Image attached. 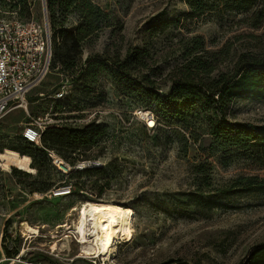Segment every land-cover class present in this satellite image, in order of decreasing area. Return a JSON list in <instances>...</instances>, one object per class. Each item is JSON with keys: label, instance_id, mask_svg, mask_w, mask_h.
I'll list each match as a JSON object with an SVG mask.
<instances>
[{"label": "rangeland", "instance_id": "rangeland-1", "mask_svg": "<svg viewBox=\"0 0 264 264\" xmlns=\"http://www.w3.org/2000/svg\"><path fill=\"white\" fill-rule=\"evenodd\" d=\"M94 1L103 9L102 27L85 40L82 64L86 69L89 61L104 63L95 92H83L79 72L70 75L53 64L29 93L28 110L17 109L0 121L2 151L31 146L35 157H25L30 165L34 162V173L15 172L17 167L0 163V232L4 230L0 264H164L170 260L173 264H247L264 243V196L215 199V187L242 173L246 164L235 161L228 168L218 164L222 152L215 150L201 110L185 122H157L159 109L146 102V87L139 77L153 82L163 95L189 59L200 56L215 64V51L223 48L227 52L220 54L219 69L232 70L242 53L255 51V40L249 35L264 34V28L256 31L235 21L221 26L185 18L189 7L182 0ZM261 1L259 8L264 7ZM43 7V0H32L30 14L23 18L12 0H0V17L40 20ZM244 16L233 14L229 19ZM174 18H180L179 23L153 29L159 21ZM79 22V15L72 13L66 26ZM195 37L201 38V48L187 55L185 46ZM136 49L146 50L139 62L145 66H133L126 76L116 64ZM61 92L64 95L58 96ZM140 112L155 119L154 127ZM228 116L234 122L263 126L264 99L239 97ZM46 119L69 130L93 122L102 129L92 144L75 152L63 150L66 157L55 152L74 168L70 173L56 167L49 149L22 139L29 123L45 125ZM192 128L197 132L194 136ZM38 149H44L46 157ZM86 161L99 162L100 167L75 168ZM60 190L69 192L59 194ZM215 201L218 205L210 203ZM86 202L115 204L130 211L131 237H118L108 258L96 256L93 243L75 239L74 223ZM24 221L38 228L40 235L25 233ZM66 237L70 242L57 250L55 243Z\"/></svg>", "mask_w": 264, "mask_h": 264}, {"label": "trees", "instance_id": "trees-1", "mask_svg": "<svg viewBox=\"0 0 264 264\" xmlns=\"http://www.w3.org/2000/svg\"><path fill=\"white\" fill-rule=\"evenodd\" d=\"M12 1L16 7L20 8L21 17L29 16L32 0ZM182 1L189 7V12L185 15L188 19L200 18L206 21H216L221 26L235 21V24L245 25L256 31L264 28V7L259 8L261 0ZM43 2L47 8V17L52 32V66L57 64L62 72L70 75L79 72L83 92L92 94L96 90L100 69L104 63L89 61L86 63L87 68H83V44L86 39L101 29L102 7L94 0H43ZM72 13L79 15L80 22L76 26L67 27L68 17ZM233 14L245 16L230 20L229 17ZM179 21L180 18L159 21L153 29L162 30ZM249 36L255 40L253 46L255 51L242 53L232 70L219 69L222 61L220 54L227 52V49L223 48L215 51V64L212 60L200 56L189 59L186 64L178 68L173 76L170 90L163 95L157 92V87L153 82L139 77L146 87L144 90L147 97L146 102L155 104L159 109L161 116L156 118L157 122L164 123L167 120L185 122L192 113L201 110L206 115L207 134L212 138L213 144L215 143V150L222 152L217 160L218 164L223 168L230 167L235 161H243L246 164L242 173L215 187V199L217 200H230L247 195L264 196V125L238 123L228 116L231 104L239 97L264 99V34H250ZM200 40V37H195L189 46H185L187 55L201 48ZM145 52V49H136L133 53L128 52L125 59L116 64V67L128 76L133 66H145L139 63L141 62L140 56ZM130 58H133L132 63L129 62ZM101 133L102 129L94 122L80 130L48 127L42 134V146L44 149L53 150L66 157L63 150L78 151L92 144ZM196 133V129L192 128L191 135L194 136ZM22 139L25 140L23 137ZM10 149L19 152L24 158L26 156H30L31 159L35 158L31 146H18ZM44 149H38V152L46 157ZM208 151L207 157H211V151ZM31 166L35 168L34 162ZM13 171L24 173L17 168ZM210 203L218 205L217 201ZM173 263L174 261L170 260L164 264ZM247 264H264V243L251 254Z\"/></svg>", "mask_w": 264, "mask_h": 264}, {"label": "built area", "instance_id": "built-area-1", "mask_svg": "<svg viewBox=\"0 0 264 264\" xmlns=\"http://www.w3.org/2000/svg\"><path fill=\"white\" fill-rule=\"evenodd\" d=\"M52 59V32L46 6L43 7L41 20L22 21L0 17V121L13 110H28V95L50 73ZM64 93L61 92L58 96ZM48 127L60 126L51 119H46L45 125L37 126L29 123L23 132V138L37 146H42V134ZM149 127L152 128L154 125ZM47 152L54 161L55 151L47 150ZM83 163L84 168L78 165V169L100 167V163L96 161ZM3 236L4 230L0 232L1 247ZM75 239L77 240L76 237Z\"/></svg>", "mask_w": 264, "mask_h": 264}, {"label": "bare ground", "instance_id": "bare-ground-1", "mask_svg": "<svg viewBox=\"0 0 264 264\" xmlns=\"http://www.w3.org/2000/svg\"><path fill=\"white\" fill-rule=\"evenodd\" d=\"M140 114L144 119L148 117L146 121L150 126L155 124V119L150 114L148 115V112H140ZM54 158V164L58 169L66 173H70V170L74 169L68 166L58 155ZM0 163L6 167L15 166L29 173L35 172L30 163L19 152L12 149L6 148L2 152L0 151ZM79 166L84 168V165ZM63 192L65 191H61L59 194ZM130 216L128 209L115 204L86 202L79 209L77 220L74 223L76 241H79L80 244L93 243L96 247V256L108 258L116 249L115 241L118 237L122 239L131 237L132 229L128 223ZM21 225L25 233L39 234V229L31 226L27 221L22 222ZM64 242L69 243V237L55 243V248L61 250ZM24 252L25 250L22 253Z\"/></svg>", "mask_w": 264, "mask_h": 264}, {"label": "crops", "instance_id": "crops-1", "mask_svg": "<svg viewBox=\"0 0 264 264\" xmlns=\"http://www.w3.org/2000/svg\"><path fill=\"white\" fill-rule=\"evenodd\" d=\"M16 110H17V109H16ZM13 111H15V110H13ZM13 111H12V112H13ZM9 114H10V113H9ZM0 252H1V253L3 252V251H2V247H1V246H0Z\"/></svg>", "mask_w": 264, "mask_h": 264}]
</instances>
